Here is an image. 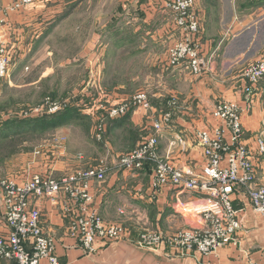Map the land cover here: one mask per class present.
Wrapping results in <instances>:
<instances>
[{
	"label": "crops",
	"instance_id": "1",
	"mask_svg": "<svg viewBox=\"0 0 264 264\" xmlns=\"http://www.w3.org/2000/svg\"><path fill=\"white\" fill-rule=\"evenodd\" d=\"M15 1L0 0V8L10 6ZM223 9L224 16L228 13L225 18L227 21L225 26L228 29L233 26V29L238 31L244 27L242 22H237L238 17H235V12H230L232 5L224 6ZM8 14L7 24H0V41H6L14 48V64L19 60L20 55L22 59L30 40H39L45 34L49 40L58 32L61 33L60 30L63 31V35L68 30L71 36L89 37L86 46L76 48V53L79 52L83 59L81 64L86 68H89L87 59L90 57L89 63L106 66L105 54L110 52L112 53L110 57L113 56L109 66L117 67L121 64V54L127 51L131 58L141 53V62L151 69L145 72L141 81L143 80L144 88L149 92L152 90L150 98L154 110L133 109L124 117L106 121L111 152L108 155L98 153L96 158H89L86 164L76 159L80 152L76 151L75 146H80L82 143V137L76 135L79 132L78 127L82 122L85 124L86 119L94 123L95 127L96 118L105 111L95 108L98 101H101L104 107H108L130 99L129 93L123 90L107 89V77L104 76V71L99 70V73L92 76L89 73L91 70L88 69L89 75L86 78L82 79L81 75L78 76L77 84L80 85L78 87L80 90L77 89L72 94V97L76 98L73 102L68 101L69 106L76 111L71 112L66 119H61L56 126L32 123L21 126L22 121L35 119L41 115L26 117L18 114L12 115L15 116L13 118L8 116L2 120L7 122L17 119L15 124L9 125L5 132L6 136L33 131L31 136L45 134L44 140L46 139L40 146L37 145L32 150L21 153L17 169L10 175L12 178L22 181L27 172L39 173L51 170L59 177L78 167L88 168L102 165L104 162L110 169L107 181H93L91 192L94 195L95 205L104 219L126 226L130 235L120 241L100 242L96 252L90 255L85 253L77 237L69 232L72 217L63 211L60 203H52L47 199L32 200L33 204L41 207L43 224L55 235L56 251L63 264H264V216L256 213L246 194L238 191L235 193L234 205L243 224L239 231L240 246L222 247L210 255H202L195 250L182 255L180 250L168 243L156 247L140 246L138 240L143 228L160 230L169 236L191 226L190 218L176 211L180 209L177 202L180 200L196 203L200 198L192 193L178 194L177 189L173 187H163L154 192L152 168L129 172L118 166L119 155L137 147L142 138L150 132L149 126L152 123L149 116H158L167 108L166 102L175 96L181 106L175 111L172 126L161 135L159 154L178 165H190L189 167L195 170L199 169L204 157L201 145L194 138V131L214 123L212 112L215 104L222 100H230L238 103L243 109L244 140L251 147L257 165L256 185L264 183V152H260L258 144L260 136H264V78L251 92L250 83L236 74L227 77L224 71L231 64L230 56L242 55L236 53L233 47L239 36L233 33L232 37L223 38L213 47L207 48L203 45L204 50H211L213 57L217 55L218 59L211 60L203 74L195 75L184 67L167 68L164 63L167 57L166 42L172 44L179 38V32L174 30L172 24L171 13L166 8V0H48L44 5H32ZM206 19H204L205 23ZM27 27L31 28L27 29ZM253 30L257 31V27ZM35 36L37 38L33 39ZM101 36L109 38L104 42ZM139 40L142 41L141 46H134V42ZM43 45L34 52L30 51L31 54L24 58L14 75L2 80L4 87L14 86L13 90H22L26 86L20 83L21 76L33 66V56L39 53ZM260 50L261 48L257 53ZM91 52H96L94 58L90 56ZM46 67L49 69L47 74H52L53 69L48 64ZM78 72L81 70L78 69ZM47 74H44V77ZM150 74L151 76H148ZM64 78H59L58 75L51 78L46 87L48 91L60 95L61 93L58 92L63 90V87L59 89L58 85L65 83ZM90 78H93L96 87L94 90L91 89L92 91L89 89L88 92L87 87L82 89V86L85 85V79L87 81ZM29 84L33 86L32 92L40 88L38 80ZM177 135H182L188 145L183 148L176 140ZM62 138H66L69 142L68 150L60 144ZM229 138L230 134L227 133V139ZM41 147H44L45 151L43 150L39 155L35 154V151ZM5 212L0 188L1 220L4 219ZM0 264L10 263L0 261Z\"/></svg>",
	"mask_w": 264,
	"mask_h": 264
},
{
	"label": "built area",
	"instance_id": "2",
	"mask_svg": "<svg viewBox=\"0 0 264 264\" xmlns=\"http://www.w3.org/2000/svg\"><path fill=\"white\" fill-rule=\"evenodd\" d=\"M48 0H16L10 6L0 8V24H7L9 12L21 11L32 5L46 4ZM166 6L175 13V23L184 37L174 44L171 50L174 58L172 65L184 67L195 74H200V51L194 44V34L198 31L195 0H166ZM15 50L6 41H0V80L9 77L14 66ZM264 78V55L258 58L243 71L242 79L254 87ZM70 103L51 101L33 111L34 115L52 114L68 107ZM95 108L102 111L100 123L117 120L129 114L133 109L149 110L151 105L146 91L132 97L131 101L104 107L98 101ZM216 115L224 125L198 133L204 152L210 158L205 173L181 171L166 162H162L157 138L150 136L142 140L140 146L130 153L122 154L118 166L125 171L141 168V163L151 160L157 168L153 183L158 188L173 187L178 194L192 193L199 196L196 203L178 201V213L190 218L192 229L179 230L165 236L161 232L143 230L140 234V245L156 247L164 243L170 244L181 253L198 251L202 255L216 253L220 248L240 246L239 231L242 220L234 205L235 193L248 195L253 210L264 216V183L256 185L257 165L252 150L244 140L241 106L223 103L216 107ZM26 116V115H25ZM169 114H165L168 121ZM158 131L161 129L156 128ZM212 130V133H210ZM225 130H230L227 139ZM106 131L98 127V132ZM64 138L61 139L63 141ZM185 144L184 137H178ZM262 138L258 139L260 152H264ZM230 141V143H228ZM61 145L63 143L60 142ZM35 151L39 155L44 150ZM45 151V150H44ZM107 168L95 165L88 168H76L63 176L57 177L51 171L31 173L25 178L8 177L0 181L6 212L0 219V261L10 264H63L56 251V241L42 223V211L32 200L47 199L52 203H60L63 211L71 215L70 233L87 254L95 253L100 242H115L128 235L122 225L106 222L94 204L91 192L93 181H103ZM180 210V212H179ZM140 239V238H139Z\"/></svg>",
	"mask_w": 264,
	"mask_h": 264
},
{
	"label": "rangeland",
	"instance_id": "3",
	"mask_svg": "<svg viewBox=\"0 0 264 264\" xmlns=\"http://www.w3.org/2000/svg\"><path fill=\"white\" fill-rule=\"evenodd\" d=\"M195 3H196V11H197L196 19L198 18L199 28H198V31L193 36L195 39L194 44L195 46H197L196 49H198L201 54L200 60H202V63H201V72H199L200 74H195L192 71L190 70L189 71L195 75L203 74V72L206 70L207 64L210 63L211 60L218 59L216 58L217 55L213 57L211 50L210 51H206V49L204 50L203 45H206L207 48L213 47V45L215 46L218 41L226 37L230 38L232 37L234 33V35L239 36L238 37L239 40L233 47H235L236 53H239L242 55H239L237 57L235 55L230 56L229 61L231 62V64L228 65L224 71L227 77L233 74L234 75L236 74L238 75V77L240 76L242 78L243 71L246 70L247 67L251 65L252 63H254L258 58L264 55V0H195ZM230 5H232V10H230V12H235V17L236 16L238 17L237 22L239 23L242 22V25L244 26L242 29L240 28L238 31L233 29L234 28L233 26L230 27L229 29L225 26V24L227 23L225 18H227L228 13H226V16H224L225 13H223L224 12L223 7L224 6L230 7ZM166 8L169 10L167 6ZM170 13H171L170 16L172 18L171 20L174 26V30L179 32V38H177L175 41V43H177L183 39L184 34L176 26L174 11L173 12L170 11ZM0 18H1V14H0ZM204 19H206V23L204 22L205 21ZM255 27H257V31L253 30L255 29ZM30 28L27 27V29H30ZM219 29H222V30H219ZM60 31L61 33L58 32L55 36H52L51 38H49V40H47V34H45V36H43L39 40L35 39L37 38L35 36L33 38L35 39L34 41L30 40L28 42L25 52H23L22 59H20L21 58V55H20V58L14 64L9 77L11 75H14L18 66L22 65L24 58H27V56L31 54L30 51L34 52L37 48L41 47V45L43 44L44 45L40 49L39 53L36 54V56H33L34 57L33 66H31L30 69L28 68L29 71L24 72L23 75L21 76L20 83H24L26 85L24 86V88H22V90H13L14 86H12V88L4 87V84L2 81L4 79L0 80V181L10 177V175L14 172V170L17 169V165H18V161H19L21 153L25 152V150L26 151L32 150L37 145L40 146L46 140V139L44 140L45 134L31 136V134L34 133L33 131H28L25 134L17 132V135L6 136L5 132H7L8 130V125H7V122H2V120H4V118L8 116L13 118L15 116H12V115H18V114L24 115V116L26 115V117L33 116L34 115L32 114L33 111L37 109L38 107L43 106V104L46 103L48 99H50L51 101L59 102V103H63L65 101L73 102V100H75L76 98L74 99L72 97V94L76 92L78 87H80V85L77 84L79 75H81V78L84 79L87 77V75H89V73H91V75L93 76V74L99 73L102 70L104 71V76L106 75L107 77L106 79L107 89H111L115 91L123 90L125 93L126 92L129 93L130 95L129 101H131L132 97L134 95H137L139 92L146 91L147 99L151 105V108L149 110H154V106L152 105V101L150 98V93L152 90L149 92L147 88H144L142 84L143 80L141 81L145 72L151 70L147 68L145 64L141 62L140 60L142 57L141 53L135 54L131 58L128 56L129 52L128 54H127V51L123 52L121 54L122 55L121 61H120L121 64L117 67L109 66L110 59L113 56L112 55L110 57V55L112 54L111 52L105 54V56L107 57L106 66H104V64L102 66V64H99V63H96V64L93 62L89 63V59L91 57L89 59H87L88 58L87 57L86 59L88 60L87 64H89V68H86L84 65L81 64L83 59L81 58V55L79 52L76 53V50H77L76 48L82 47L84 45L86 46V42L87 40H89V37L86 35L71 36L70 34H68V30H66L63 35V31L62 30ZM221 31L223 32L220 33ZM108 38H109L108 36H106L105 38L104 36H101V39L104 42H106ZM124 39L125 38H122V40ZM203 40L205 43L203 42ZM225 42L226 41H224V43ZM141 43H142L141 40L134 42V46L139 45L137 47H140ZM175 43L171 44V43L166 42L165 44L167 45V52H166L167 57L164 63L167 68L174 67V65H172L174 58L173 59L171 58L173 55L170 52L172 48L174 47ZM259 48H261V50L260 52L257 53V50L259 51ZM229 51L234 52L232 50H229ZM202 52L203 53L207 52V54L208 53L209 54L208 55L205 53L202 54ZM95 53L96 52H91L90 56L94 58ZM47 64L48 66H50V68L53 69V72H51L52 74H47V71H49V69H46ZM78 69L81 70V72L77 73ZM88 69L91 70L89 71V73L87 71ZM44 74H47V75L44 77ZM56 75H58L59 78L65 77L64 78L65 83L58 85L59 89L63 87V90L58 92V93H61L60 95L54 92L50 93L48 91L49 89L46 88L50 82V79L55 77ZM148 76H151V74ZM154 76H156L155 72H154ZM92 79L93 78L87 79V81L85 79V82H84L85 85L82 86V89H84L86 86L87 87L86 90H88V92L92 91L91 89L94 90L96 87V84L93 83L94 81ZM35 80H38L39 82L38 87L40 88L36 90L35 92H32L34 89L31 88L33 86H30L31 84L29 83H33ZM78 90H80V88ZM223 101L226 102L227 104H235L236 106H240L235 101H230V100H222V101L217 102L212 112V116L214 117V123L207 125L203 129L194 131V136H195L194 138L198 141V144L201 145L200 139L198 138V133L200 131L206 130V129H212L218 125H224L223 122L219 119V116L216 115V112H217L216 107L219 104L223 103ZM166 103H167V108L163 110L161 113H159L158 116H154V117L149 116L150 122L152 123L149 126L150 132L142 138V140L145 139V137L147 136H150L153 139L157 138L156 140L158 143V151H159L160 139H161V135L163 134V131L168 130L172 126L173 119L175 116V111L177 110V108L181 106L179 99L175 96L171 100L169 99L168 102ZM165 114L170 115L168 117V121L163 120L165 119ZM100 116L101 115L99 114L98 118H96L95 127H94V123H92L91 121L87 119L85 120L86 122L85 124L84 122H82V125L78 127L79 132L76 135L82 137V143L80 144V146L75 144L77 145L75 146L76 151L80 152L78 154V157H76V159L77 161L82 160V164H86L89 158L91 159L96 158L98 153L100 154L105 153L104 155H108L110 154L109 152H111L109 148L110 147L109 140L107 139V130L98 132V127L107 129L106 123L101 124L99 122ZM242 122H243V111H242ZM158 125H159V128H161L159 131L156 129L158 128ZM210 133H212V130H210ZM227 133L230 134V130L229 131L225 130V135H227ZM243 133H245L244 130H243ZM127 134L129 135L130 133L128 132ZM179 136L180 135L176 136V140L184 148L185 146L188 145V143L186 139L184 138L185 144H181L178 140ZM118 138H121V137H118ZM260 138L263 139L262 141L264 143V136H260ZM142 140L137 145V147H135L134 149L130 151L124 152L122 154L130 153L134 151L135 149H137L140 146ZM61 143H63L62 146L66 147V149L68 150L67 143L69 142L66 140V138H64L63 141H61ZM228 143H230V141ZM99 145L102 147L100 148ZM247 146L250 150H252L248 143H247ZM201 147H202V155L204 157V162L199 169L195 170L192 167H189L190 165H184V166L178 165L172 160L166 158L165 156L160 155L162 159L161 161L166 162L167 164H170L173 167L181 171L186 170V171H192V172L196 171V172L205 173L204 168L207 166L206 163L210 162V158L204 152L205 150L204 146L201 145ZM98 150L100 152H98ZM122 154H120L119 157ZM253 154L254 153H252V155ZM103 164L107 168L106 178L103 181H98V182L107 181L106 180L107 175L109 174L110 169L107 167V164L105 162ZM147 167H150L153 170L152 189L154 192H157L163 187L158 188L157 186H155V183H153L155 173H156V168H157L156 162L151 161V160L145 161L143 162V165L141 163L140 169H137L131 172L143 171ZM79 168H84V167H79ZM246 196L248 197V195ZM94 204H95V199H94ZM98 212L100 216L104 219L99 209H98ZM199 222H200V219H198L197 224L194 222V224L184 229L189 230V229H192V226H200ZM108 223H113V222H108ZM115 224H118V223H115ZM119 225H122V224H119ZM242 225L243 224H241V227ZM122 226L125 229L129 230L126 226L124 225ZM143 230H150V229L143 228ZM151 231L161 232L160 230H155V229L154 230L151 229ZM178 231H176V233ZM69 232H70V227H69ZM161 233L165 236L167 235L164 232H161ZM129 235H130V231H128V235L126 237H129ZM53 236L55 238V235ZM55 241H56V238H55ZM140 242H141V237L138 240L139 245H140ZM140 246H143V245H140ZM180 254L186 255V252L184 253L180 252Z\"/></svg>",
	"mask_w": 264,
	"mask_h": 264
},
{
	"label": "trees",
	"instance_id": "4",
	"mask_svg": "<svg viewBox=\"0 0 264 264\" xmlns=\"http://www.w3.org/2000/svg\"><path fill=\"white\" fill-rule=\"evenodd\" d=\"M75 111L76 110H74L72 107L68 106V107L61 109V110H59L55 113H52V114H45V115H41L35 119H29V120L22 121L23 124H21V126L27 125L29 123H32L35 125H41V126H53V125L56 126L60 123L61 119H63V118L66 119L71 112L73 113ZM29 117H31V116H29ZM16 121H17L16 118L7 121L8 127L10 124H15Z\"/></svg>",
	"mask_w": 264,
	"mask_h": 264
}]
</instances>
